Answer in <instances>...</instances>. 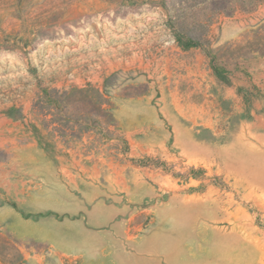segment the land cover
I'll list each match as a JSON object with an SVG mask.
<instances>
[{"label": "rangeland", "instance_id": "obj_1", "mask_svg": "<svg viewBox=\"0 0 264 264\" xmlns=\"http://www.w3.org/2000/svg\"><path fill=\"white\" fill-rule=\"evenodd\" d=\"M0 264H264V0H0Z\"/></svg>", "mask_w": 264, "mask_h": 264}]
</instances>
